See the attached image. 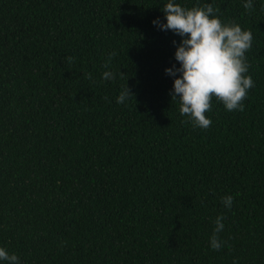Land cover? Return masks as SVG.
Instances as JSON below:
<instances>
[{"label": "trees", "instance_id": "16d2710c", "mask_svg": "<svg viewBox=\"0 0 264 264\" xmlns=\"http://www.w3.org/2000/svg\"><path fill=\"white\" fill-rule=\"evenodd\" d=\"M168 2L0 0V247L20 264H264V0H172L253 35L244 111L213 97L208 129L170 95Z\"/></svg>", "mask_w": 264, "mask_h": 264}, {"label": "clouds", "instance_id": "9594fccd", "mask_svg": "<svg viewBox=\"0 0 264 264\" xmlns=\"http://www.w3.org/2000/svg\"><path fill=\"white\" fill-rule=\"evenodd\" d=\"M253 7L252 0H246L244 8L251 11ZM161 10L166 23L157 18L154 25L164 31L171 30L182 38L175 51L180 66L165 69L166 74L175 77L170 95L172 100L179 99L180 115L189 117L194 127L208 129L212 121L206 113L211 111L213 97L229 112L244 111L243 101L254 86L252 77L245 75L249 68L245 54L252 47V32L242 30L234 22L222 23L214 15L219 9H214L211 4L186 8L169 0ZM115 55V52L109 54L105 67ZM73 59L66 57L68 63ZM114 78L110 71L103 73L104 80ZM131 96L133 93L126 85L117 97V103H124ZM233 199L230 195L222 198L225 208L232 207ZM223 220L222 215L215 220L210 237L213 250L218 251L224 246L219 239V233L224 229ZM0 261L20 264L19 257L9 254L3 247H0Z\"/></svg>", "mask_w": 264, "mask_h": 264}]
</instances>
